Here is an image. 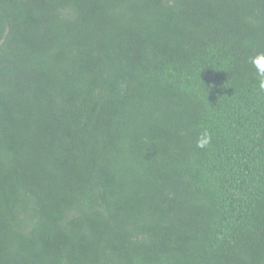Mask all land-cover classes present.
Instances as JSON below:
<instances>
[{"label": "trees", "instance_id": "trees-1", "mask_svg": "<svg viewBox=\"0 0 264 264\" xmlns=\"http://www.w3.org/2000/svg\"><path fill=\"white\" fill-rule=\"evenodd\" d=\"M259 54L264 0H0V264H264Z\"/></svg>", "mask_w": 264, "mask_h": 264}, {"label": "clouds", "instance_id": "clouds-1", "mask_svg": "<svg viewBox=\"0 0 264 264\" xmlns=\"http://www.w3.org/2000/svg\"><path fill=\"white\" fill-rule=\"evenodd\" d=\"M251 63L257 69L258 74L264 78V54H259L251 60ZM209 90L214 87V85L209 84ZM260 88L264 89V79L261 80ZM211 142V134L205 129L196 140V147L203 149L207 147Z\"/></svg>", "mask_w": 264, "mask_h": 264}]
</instances>
